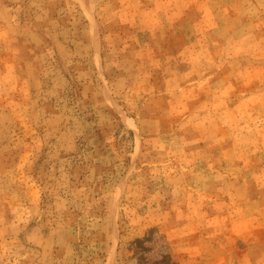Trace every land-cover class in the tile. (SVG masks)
<instances>
[{
    "label": "rangeland",
    "instance_id": "1",
    "mask_svg": "<svg viewBox=\"0 0 264 264\" xmlns=\"http://www.w3.org/2000/svg\"><path fill=\"white\" fill-rule=\"evenodd\" d=\"M0 264H264V0H0Z\"/></svg>",
    "mask_w": 264,
    "mask_h": 264
}]
</instances>
